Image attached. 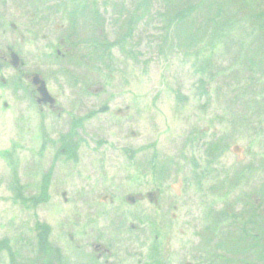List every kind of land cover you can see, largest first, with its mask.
<instances>
[{
  "label": "rangeland",
  "instance_id": "obj_1",
  "mask_svg": "<svg viewBox=\"0 0 264 264\" xmlns=\"http://www.w3.org/2000/svg\"><path fill=\"white\" fill-rule=\"evenodd\" d=\"M43 1L29 7L27 0H0V78L10 84L0 79V242L9 241L10 250L17 251V234L39 220L37 215L44 223L68 225L85 212L80 217L88 230L96 219L88 210L101 204L112 218L98 223L107 226L113 219L114 226L125 225L112 239L91 235L93 242L112 246L115 258L110 264H236L239 258L257 262L255 256L264 254V53L258 48L264 42V0H208L177 25L161 17L162 0ZM187 3L201 2L175 0L166 11L172 10L171 4ZM75 5L89 6L79 10L77 33L82 39L89 36L91 18L98 11L100 36L108 44L105 64L54 60L61 38L71 32L69 13ZM252 7L254 14L249 13ZM34 13L39 17L30 23ZM228 15L236 17L233 23L226 20ZM207 19L227 22V32L217 36V29L225 26ZM130 22L133 33L116 45ZM56 25L65 28L56 31ZM13 43L28 62L26 74L38 73L47 81L60 112L41 114L35 103L23 100L28 90L14 89L18 70L3 61ZM72 47L80 54L96 49L91 44ZM233 83H249V97L230 106L240 93ZM203 87L210 92L204 93ZM86 96L88 103L79 101ZM245 100L251 101L249 108L241 102ZM105 102L111 106L108 113L86 120L70 135L73 118ZM246 109L249 116L238 123ZM207 126L209 131L204 130ZM215 142L227 149L215 154ZM231 142L244 147V160L229 151ZM66 143L78 144L76 155L61 153ZM48 173L51 200L31 210L36 206L25 201L43 191ZM157 189L162 201L155 205L147 195ZM80 192L91 195L81 201L75 196ZM129 196L140 202L132 205ZM226 212L240 221L233 224L231 217L232 226L211 221L215 215L220 222ZM241 227L261 237L258 248L245 251L248 259L236 255L249 246L248 237L244 245L238 241V250L233 246ZM154 241L156 263L151 259Z\"/></svg>",
  "mask_w": 264,
  "mask_h": 264
},
{
  "label": "flooded vegetation",
  "instance_id": "obj_2",
  "mask_svg": "<svg viewBox=\"0 0 264 264\" xmlns=\"http://www.w3.org/2000/svg\"><path fill=\"white\" fill-rule=\"evenodd\" d=\"M23 13H21L22 15ZM37 13L32 15V18H36ZM26 63V62H25ZM26 77H31L28 74H24ZM35 99H39V95L36 94V90H32ZM40 105V104H39ZM42 110H49L51 112L61 110L59 103L56 102L54 105L42 104L40 105ZM88 196L91 193L80 192L75 193L80 196V200L84 201V195ZM64 195V194H63ZM67 193H65V196ZM46 200V199H43ZM49 200V199H47ZM101 204L98 205L96 209H89V214L94 216L96 219L91 223L88 230H84L82 226L84 223L83 218L80 216L85 215L84 213L80 216H76L74 223L64 225L61 221L57 224L44 223L39 215V221L42 224H35L34 230L28 231L25 236V256L20 257L19 255L12 254L7 256L4 263L7 264H110V260L115 258V254L112 250L111 245H106L101 241H92L91 235L94 233L93 237L95 240L112 239L118 231L123 230L121 226L112 225H102L98 223L101 221H108V210L101 209ZM100 207V209H98ZM85 211V210H84ZM95 214V215H93ZM81 218V219H80ZM99 220V221H98ZM89 222V221H88ZM89 223H87L88 226ZM101 226V227H99ZM111 226V227H109ZM107 227V228H106ZM109 228L112 230V235H109ZM113 227V228H112ZM109 236V237H108ZM118 238V237H115ZM87 243L91 244V249L88 247ZM69 256V257H68ZM3 264V263H1Z\"/></svg>",
  "mask_w": 264,
  "mask_h": 264
},
{
  "label": "trees",
  "instance_id": "obj_3",
  "mask_svg": "<svg viewBox=\"0 0 264 264\" xmlns=\"http://www.w3.org/2000/svg\"><path fill=\"white\" fill-rule=\"evenodd\" d=\"M146 2H151V0H145ZM163 2H164V5H165V12L164 13H162L161 14V17L164 19V18H167L166 19V22L167 23H169V24H174V25H177V23H182L185 19H187V15L189 14V16L191 15V14H194V13H197V12H199L200 11V9L199 8H201V5L202 4H204V3H208V0H200V2L201 3H187V7H184V6H180V7H176L174 4H171V5H169V7H171L172 8V10L169 12V9H168V11H166V7L168 6V3L169 2H171V3H173V1H175V0H162ZM179 1H185V0H179ZM199 7V8H198ZM249 13H252V14H254V12H253V10L252 9H249ZM135 14V13H134ZM149 15V14H148ZM256 16L255 17H261V15H260V13H256L255 14ZM262 15L264 16V12H262ZM147 16V15H146ZM235 19H236V17H234V15H228V17H227V19L226 20H228V21H230L231 23H233L234 21H235ZM208 20V22L209 23H212L213 25H215V26H219L220 28L223 26H225L224 27V29L222 28V29H217V36H220L223 32H227L226 30H225V28H226V23L227 22H224V21H221V20H219V19H207ZM225 20V21H226ZM130 25H128V29H127V33L125 32V37H122V38H120L119 40H117L116 42H115V44L117 45H119V44H121L122 42H123V39H126V37H129L132 33H133V28L131 27V22L129 23ZM166 28H167V26H166ZM254 29H257V28H254ZM167 30H168V28H167ZM179 30H181V27L179 28ZM227 30H228V28H227ZM216 34H214V36H215ZM93 40H94V43H97V44H99V45H101V46H98V47H102V46H105L103 43H105L103 40H101L99 37H97V38H93ZM165 40V39H164ZM190 40H191V38H190ZM103 42V43H102ZM114 43L111 45V46H113V45H115ZM107 45L108 44H106V49L105 50H108L107 48ZM103 48V47H102ZM241 48H243V46L241 45ZM260 50H261V54H263L264 53V42H260V45H259V47H258ZM95 53V52H94ZM246 57H247V55H245ZM245 57V58H246ZM221 72H225V71H221ZM262 72H264V70H262V71H260V73H262ZM211 76L212 77H215L216 75H214L213 74V72H211ZM247 85H249L250 86V84L249 83H245V84H240L239 85V83H233V85H232V87H235V88H237V87H240L239 88V90H240V93H237V94H234V95H237L236 97H233L232 98V100L230 101L231 103H230V106L231 105H234L233 103H232V101L233 100H235L236 99V101H240L241 99H247L248 97H247V93H248V91H247ZM228 89V88H227ZM220 90H223V87L221 86L220 87V89H218V91H217V93H218V97H220V95H219V92H220ZM203 92L204 93H209L208 92V90H207V88H205V87H203ZM250 100V99H249ZM244 105H247L248 103H249V101L247 102V100H245V101H241ZM236 105H237V103H236ZM247 113H245L244 111H242V114L239 116V117H237V118H244L245 117V115H246ZM242 121V120H241ZM219 148V146L218 147H216V149H218ZM223 216H224V219H221L220 220V222H217V219H216V216L214 215H212V220L214 221V224H216L217 226H218V224H220L221 222H224V221H226L227 223H228V225L230 226L232 223H231V221H230V218H231V216L232 215H230L229 214V212L227 213H223ZM233 218H236V216L235 215H233ZM240 230H241V234H239V238H237L238 239V241H243L244 240V237H248V238H250V239H252L253 241H255V242H257L256 240L257 239H259V236H252V237H250L249 236V234H248V232L246 231V229H242V228H240ZM238 245V244H237ZM258 245H259V243H254L252 246V248H250V246H248V249H254L255 247L256 248H258ZM242 253H244V251L242 250ZM262 257V255L261 256H259V258H261ZM240 262H243V263H245L244 261H242V260H240ZM209 264H213V261L212 262H210Z\"/></svg>",
  "mask_w": 264,
  "mask_h": 264
},
{
  "label": "water",
  "instance_id": "obj_4",
  "mask_svg": "<svg viewBox=\"0 0 264 264\" xmlns=\"http://www.w3.org/2000/svg\"><path fill=\"white\" fill-rule=\"evenodd\" d=\"M12 58H13L12 63H13L15 66H18V64H19V57H18V55L13 54V55H12ZM40 82H41V81H40L39 77H36V78H35V83H40ZM39 90L41 91V93H42L44 96L49 97L44 82H42V86L39 88ZM52 101H53V100H52ZM234 150H235L236 152H237V151H241V149H239L238 147H235Z\"/></svg>",
  "mask_w": 264,
  "mask_h": 264
}]
</instances>
